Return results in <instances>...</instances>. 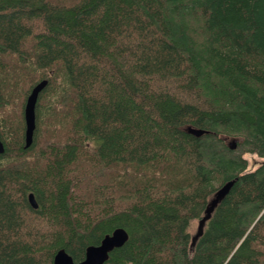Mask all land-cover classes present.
Wrapping results in <instances>:
<instances>
[{"label":"trees","instance_id":"1","mask_svg":"<svg viewBox=\"0 0 264 264\" xmlns=\"http://www.w3.org/2000/svg\"><path fill=\"white\" fill-rule=\"evenodd\" d=\"M0 140V264H264V0H0Z\"/></svg>","mask_w":264,"mask_h":264},{"label":"water","instance_id":"2","mask_svg":"<svg viewBox=\"0 0 264 264\" xmlns=\"http://www.w3.org/2000/svg\"><path fill=\"white\" fill-rule=\"evenodd\" d=\"M46 80L43 79L36 83L27 95L24 107H23V119H24V145L28 146L32 142L33 130L35 127V105L39 91L45 86ZM188 132L194 135H200L201 130L188 127ZM228 147L230 149H235L236 140L233 138L228 142ZM3 151V143L0 140V153ZM234 179L225 182L220 186L210 198L208 206L204 210V214L198 219L197 232L191 237L192 243L195 238L201 234L204 222L209 218L210 213L216 203L228 192L230 186L232 185ZM28 201L35 207L36 203L34 201L33 195L28 194ZM127 239L126 231L121 228H115L110 233L105 234L100 242L95 245H88L84 251V257L78 262H74L71 256L64 250L58 249L53 256V264H103L109 256V252L114 248L123 244Z\"/></svg>","mask_w":264,"mask_h":264},{"label":"rangeland","instance_id":"3","mask_svg":"<svg viewBox=\"0 0 264 264\" xmlns=\"http://www.w3.org/2000/svg\"><path fill=\"white\" fill-rule=\"evenodd\" d=\"M245 157H246L247 162H248V169L249 170L254 169L258 164L263 162V159L259 158L255 154H246ZM197 223H198V219L193 220L192 224H190V226H191L190 227V233L192 236L197 232Z\"/></svg>","mask_w":264,"mask_h":264},{"label":"bare ground","instance_id":"4","mask_svg":"<svg viewBox=\"0 0 264 264\" xmlns=\"http://www.w3.org/2000/svg\"><path fill=\"white\" fill-rule=\"evenodd\" d=\"M40 94V93H39ZM24 99H25V97H24Z\"/></svg>","mask_w":264,"mask_h":264}]
</instances>
